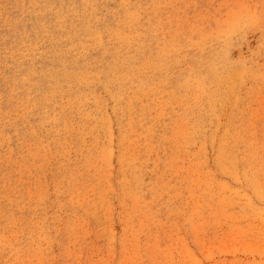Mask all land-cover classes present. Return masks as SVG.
<instances>
[{
  "label": "rangeland",
  "instance_id": "rangeland-1",
  "mask_svg": "<svg viewBox=\"0 0 264 264\" xmlns=\"http://www.w3.org/2000/svg\"><path fill=\"white\" fill-rule=\"evenodd\" d=\"M0 264H264V0H0Z\"/></svg>",
  "mask_w": 264,
  "mask_h": 264
}]
</instances>
